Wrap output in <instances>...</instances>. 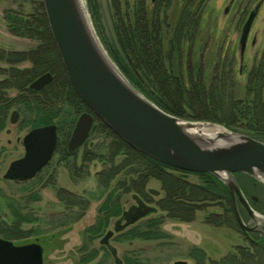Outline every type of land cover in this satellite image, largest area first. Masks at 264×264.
<instances>
[{
    "label": "trees",
    "instance_id": "trees-1",
    "mask_svg": "<svg viewBox=\"0 0 264 264\" xmlns=\"http://www.w3.org/2000/svg\"><path fill=\"white\" fill-rule=\"evenodd\" d=\"M206 2L207 0H186L182 4L176 22L173 25H167V29L158 27L160 25L158 9L154 7L155 14L149 19L143 12L140 17H136L133 29H131L132 26L128 29H124L123 26L120 28L119 43L123 52L107 49L125 76L163 111L185 119L209 121L221 124L231 130L252 133L253 138L264 142V58H261L249 73L241 97L234 94V90H232L234 76L232 70L226 69V64L223 65L222 75L220 77L212 76L208 83H205L202 77L191 78V73L188 75L187 70L184 75L181 72L185 64L181 58L195 40L194 37L199 30L200 16ZM37 3L38 8L34 15L13 12H6L3 15L8 32L33 40L37 45L29 53L24 51L0 54V61L8 66L4 74L5 80L0 81V133L6 128L9 107L12 105L17 106L23 116H26L24 124L30 126V129L54 124L57 130L54 155H57L58 162H61V165L66 167L76 178L85 173L86 165L91 160L99 156L92 158V156L85 155L81 158L80 164L76 165L75 152L68 154L66 150L74 120L79 114L87 111V108L67 79L48 29L42 2L38 0ZM155 3L159 4L160 0H156ZM138 4L143 6L141 8L143 11L144 0H138ZM163 37L169 38L163 39ZM38 49L47 51L41 56L43 61L40 60V62L32 56L37 53ZM173 54L180 58V62H177L176 65L180 66V76H175L172 73L173 64L166 58L167 55ZM25 61L31 64L30 67L26 70L18 69L19 65ZM49 62H51V66H48ZM45 72L50 73L54 80L44 86L42 90H29V84ZM180 77L185 82L182 83ZM175 88L183 90L180 95L168 94V90ZM8 89H13L11 90L12 95L8 94L10 92ZM214 98L217 100L220 98L219 101L223 102V107L217 108V110L210 109L209 107L214 105ZM183 104L192 108V111L179 109ZM196 105L200 111L202 110V114H194L198 110L195 108ZM98 127L104 130L106 138H109L111 142L106 147L107 153L103 160L108 167L96 174L97 196L93 198H103V202L97 210L93 224L86 229L87 235L98 236L109 219L119 215L120 204L118 201L124 194L132 193L145 200L148 197L146 185L150 180H155L160 184L162 197L156 205L159 211L165 214V217L191 222L195 212L203 210V205L205 206L207 202L218 201L223 208L220 220L212 221L213 214L208 212L204 215L205 223L227 227L233 225L232 220H235V216L230 195L217 179L208 174L189 173L167 167L126 145L100 121ZM61 131L66 133L63 142L60 140ZM117 155H122V160L114 165L113 159ZM188 174L198 176L201 183L195 185L186 181L185 175ZM29 182H35V178L27 182H15L22 186L26 185L21 189L22 193L17 199H12L13 197L6 196L0 191V206L9 212L8 221H1L0 218V234L9 240L18 241L28 237L31 232L29 230L24 232L23 226L38 222V219L26 210L29 207L27 200H31V197L37 198L35 193L32 194L33 196L31 194L27 197L24 196L32 191L31 186L28 185L31 184ZM254 182L256 183V180ZM69 197L75 198L71 194ZM19 200L23 202L21 203ZM77 204L73 202L65 205L74 206ZM161 225V215L147 218L138 226L128 229L125 232L126 239L128 241L161 240L165 237V234L160 230ZM38 231V229L34 230L35 233ZM249 235L252 238L251 244L255 253H244L237 248L238 251H234L218 261L210 262L203 252L197 250L195 252L199 253L198 256L191 255L190 257L193 258L194 264H204L206 261L209 264H255L256 251H263L264 239L257 233ZM94 258L95 254L91 252L89 255L82 256L76 264H87L89 259ZM124 264L140 263L138 260L127 258Z\"/></svg>",
    "mask_w": 264,
    "mask_h": 264
},
{
    "label": "rangeland",
    "instance_id": "rangeland-1",
    "mask_svg": "<svg viewBox=\"0 0 264 264\" xmlns=\"http://www.w3.org/2000/svg\"><path fill=\"white\" fill-rule=\"evenodd\" d=\"M155 1L144 0V10L142 11L141 8L143 6L138 4V0H82L87 17L106 54L127 81L147 100L149 99L145 94L125 76L107 48L113 49L114 52L122 53L121 44L119 43L121 38L120 28L123 26L124 29H128L132 26L131 29H133L136 17H140L143 12L147 19L150 16L153 17L155 14L154 7L159 11L160 25L158 27L167 29V25H173L176 22L182 4L186 0H160L159 4H156L157 2L155 3ZM37 2L38 0H0V54L3 52L24 51L29 53L31 49H35L37 43L33 40L18 37L8 32L3 15L6 12L34 15L38 8ZM255 4L260 5L250 26L244 50L240 52L241 26L248 17L249 11H252L255 7ZM198 29L192 46L183 53L181 58L185 62L181 72L184 75L187 70L188 75L191 73V78L202 77L205 83H208L212 76L220 77L222 75L223 65L226 64V69L232 70L234 76L232 90H234V94L241 97L244 93L249 73L255 68L261 58H264V0H207L200 16ZM168 38L163 37V39ZM167 43L168 40L166 41ZM45 52L47 51L44 49H38L37 53L32 56L36 61L40 62V60L43 61L41 56ZM166 58L173 64L172 73L175 76H180V66H176L177 62H180V58L176 54L167 55ZM30 65L28 61H25L19 65L18 69L26 70ZM48 66H51V62L48 63ZM7 68L8 66L0 61V81L5 80L4 74ZM181 81L182 83L185 82L184 79H181ZM181 91L183 90L175 88L174 90H168V94L180 95ZM207 91L209 92V90ZM8 94L12 95L13 92L10 90ZM194 98L195 96L193 95ZM219 100L214 98V105L208 107L213 110L223 107V102L221 103ZM149 101L152 102L151 100ZM152 103L155 104L154 102ZM180 108L192 111V108L188 105L183 104ZM195 108L198 109V106L196 105ZM13 111L17 112L18 118L17 122L12 125L8 120ZM194 114H202V110L198 109L197 113ZM179 118L185 119L183 117ZM24 120H26V116H23L17 106L12 105L9 107L7 115L6 130L0 133V191L6 196L13 197L12 199L19 198L22 193L21 189L26 185L22 186L15 182L3 181L1 177L9 163L23 155L21 139L30 130V126L25 125ZM185 120L209 122L204 120ZM214 124L226 128L221 124ZM98 126L99 120L95 119L88 139L75 151L76 165L80 164L81 158L85 155L92 156V158L99 156L86 165L87 170L84 171L85 173L75 178L66 167L61 165V162H58L57 155L53 153L52 160L45 166L46 169L44 167L43 171L37 173L36 177H34L35 182H29L31 184L28 185L31 186L32 191H29L30 193H26L24 196L27 197V195L35 193L37 198L31 197V200H27L29 207L26 210L30 211L38 219V222L24 225L23 231L29 230L31 233L28 237L21 238L18 241L12 240L14 243L19 245L36 242L41 245L43 264H76L82 256L89 255L91 252L95 254V258L89 259L87 264H115L107 248L101 245L99 241L106 232L113 231L114 222L121 218L122 213L128 207L135 204L133 197L136 196L145 204L154 207L155 214H150L138 220L120 232H113L109 239V244L115 247L121 264H124L127 258L138 260L140 264H175L176 262L194 264L195 262L190 256H198L199 253L195 252L197 250L203 252L210 262L218 261L239 249L244 253H255L251 244L252 238L249 235L252 233L243 232L235 222L236 219L232 220L233 225L231 227L205 223L204 215L208 212L213 214L212 221L220 220L223 208L218 201L207 202L205 206L203 205V210L196 211L191 222L165 217V214L160 212L156 205L157 201L162 197V191L160 184L155 180H150L146 185V189L158 191V196L147 192L148 197L143 200L132 193L124 194L118 201L120 204L118 208L119 215L111 217L98 236L87 235L86 229L93 224L97 210L103 202V198H93L97 196L96 174L108 167L103 160H105V154L107 153L106 147L111 142L109 138H106L104 130ZM7 130L9 134L6 133ZM231 131L253 138L252 133L234 129ZM61 133L62 139L60 138V140L63 142L66 133L64 131H61ZM121 160L122 155H117L113 159V164L116 165ZM185 176L186 181L191 184L199 185L201 183L196 175L188 174ZM254 180L248 176H242L238 181V185L240 184L241 187L248 190L247 192L251 196L255 197L256 203L253 210L264 218V185L257 180L255 183ZM59 192L61 194L60 198ZM69 194L75 196V198H70ZM73 202L78 204L74 206L65 205ZM238 208L242 221L247 226H254L255 220L249 217L239 205ZM155 215L162 216L160 230L165 234L163 239L156 241L139 239L128 241L126 239L125 232L128 229L138 226L143 220ZM0 218L1 221L9 220L8 210L2 206H0ZM35 229L39 230L38 233L34 232ZM257 234L261 236L260 233L257 232ZM0 236L3 237L2 234ZM208 261L204 264H209ZM254 262L255 264H264V247L263 251H256Z\"/></svg>",
    "mask_w": 264,
    "mask_h": 264
},
{
    "label": "water",
    "instance_id": "water-1",
    "mask_svg": "<svg viewBox=\"0 0 264 264\" xmlns=\"http://www.w3.org/2000/svg\"><path fill=\"white\" fill-rule=\"evenodd\" d=\"M55 49L67 79L87 111L78 115L69 140L68 153H74L88 139L95 119L117 138L139 153L176 170L208 174L230 194L234 216L243 232H258L264 238V218L245 199L234 174H243L264 185V142L228 130L212 122L185 120L171 115L140 94L122 75L106 54L82 0H41ZM254 19L251 13L239 39L240 52ZM52 79L46 72L29 84L39 91ZM13 111L9 123L17 122ZM214 127L213 133L204 129ZM203 131V132H202ZM57 143L54 124L28 130L22 137L23 155L10 162L2 179L26 182L33 179L51 160ZM148 192L158 196L159 192ZM135 204L126 209L99 241L121 264L115 247L109 244L113 232H120L155 212V208L133 197ZM238 203L255 225L241 219ZM123 221V222H122ZM0 264H43L42 247L36 242L14 245L0 238ZM175 264H184L176 262Z\"/></svg>",
    "mask_w": 264,
    "mask_h": 264
},
{
    "label": "flooded vegetation",
    "instance_id": "flooded-vegetation-1",
    "mask_svg": "<svg viewBox=\"0 0 264 264\" xmlns=\"http://www.w3.org/2000/svg\"><path fill=\"white\" fill-rule=\"evenodd\" d=\"M259 5L260 4H255V7L253 8V10L252 11H249V14H248V17H249V15L251 14V13H254V18H255V16H256V14H257V11H258V8H259ZM248 17L246 18V20L242 23V26H241V34H242V31H243V28H244V25H245V22L247 21V19H248ZM254 20V19H253ZM250 30V29H249ZM248 33H249V31H248ZM248 33H247V36H248ZM246 39H247V37H246ZM245 43H246V41H245ZM244 46H245V44H244ZM244 50V49H243ZM63 67V66H62ZM46 73V72H45ZM44 74V73H43ZM42 75V74H41ZM52 76V75H51ZM54 80V77L52 76V79H51V81L50 82H52ZM49 82V83H50ZM48 83V84H49ZM46 86V85H45ZM44 88V87H43ZM42 88V89H43ZM42 89H40V90H42ZM8 90H13V89H8ZM29 90H32V89H29ZM8 122H9V120H8ZM6 130V128L3 130V131H5ZM2 131V132H3ZM6 133L7 134H9V131L7 130L6 131ZM69 140V139H68ZM68 142V141H67ZM21 144H22V139H21ZM57 144V143H56ZM23 147V146H22ZM66 150H67V147H66ZM68 152V151H67ZM68 154H73V153H68ZM52 157H53V155H52ZM51 160H52V158H51ZM50 160V161H51ZM14 161V160H13ZM242 176H246V175H243V174H234V177H235V179H236V181H237V183H239L238 181L240 180V178H242ZM1 179H2V177H1ZM3 180V179H2ZM3 181H6V180H3ZM7 182H12V181H7ZM27 182V181H26ZM18 183V182H17ZM239 186H240V184H239ZM240 188H241V190H242V193H243V195H244V197H245V199L247 200V202L249 203V205L251 206V208L252 209H255V203H256V199H255V197H253V196H251L250 195V193H248L247 191L248 190H246L244 187H241L240 186ZM230 195V194H229ZM231 198V197H230ZM232 202V201H231ZM238 205L241 207V208H243V210L245 211V209H244V207L240 204V203H238ZM245 213H246V211H245ZM247 214V213H246ZM119 220V219H118ZM117 221V220H116ZM115 221V222H116ZM115 222H114V224H115ZM123 222V221H122ZM251 233H257V232H251ZM0 238H3V239H6V240H9V239H7V238H4V237H2V236H0ZM9 241H11L14 245H18L17 243H14L12 240H9ZM27 244V243H26ZM19 245H23V244H19Z\"/></svg>",
    "mask_w": 264,
    "mask_h": 264
},
{
    "label": "bare ground",
    "instance_id": "bare-ground-1",
    "mask_svg": "<svg viewBox=\"0 0 264 264\" xmlns=\"http://www.w3.org/2000/svg\"><path fill=\"white\" fill-rule=\"evenodd\" d=\"M217 130H219V129L214 128V127H210V128L204 129L203 131L204 132H207V133H210L211 132V133L215 134V132H217Z\"/></svg>",
    "mask_w": 264,
    "mask_h": 264
}]
</instances>
